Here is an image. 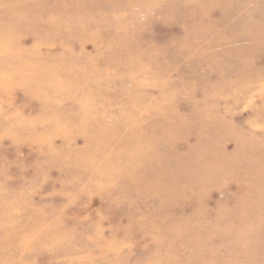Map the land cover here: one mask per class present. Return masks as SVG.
I'll list each match as a JSON object with an SVG mask.
<instances>
[{"label":"rangeland","instance_id":"374dc122","mask_svg":"<svg viewBox=\"0 0 264 264\" xmlns=\"http://www.w3.org/2000/svg\"><path fill=\"white\" fill-rule=\"evenodd\" d=\"M0 264H264V0H0Z\"/></svg>","mask_w":264,"mask_h":264},{"label":"bare ground","instance_id":"6f19581e","mask_svg":"<svg viewBox=\"0 0 264 264\" xmlns=\"http://www.w3.org/2000/svg\"><path fill=\"white\" fill-rule=\"evenodd\" d=\"M131 6V4H130ZM238 28V27H237ZM132 75V74H131ZM131 92V91H130ZM132 93V92H131ZM133 94V93H132ZM133 96V95H132ZM124 97V96H123ZM126 97V96H125ZM134 98V96L132 97ZM110 99V98H108ZM130 99H131V96H130ZM135 100V98H134ZM124 103V102H123ZM112 107V106H111ZM170 106H168L169 108ZM172 108V107H171ZM167 109V108H166ZM127 112V110H125ZM130 112H128L129 114ZM132 115V113H130ZM135 115V114H134ZM155 115V114H154ZM147 117V116H146ZM132 118V117H131ZM136 118L135 116L133 117V119ZM145 118V117H144ZM146 120V119H145ZM139 122V121H138ZM140 124V123H139ZM138 125V124H137ZM114 129H117L114 127ZM175 129L177 131H182L183 128L182 126H177L175 127ZM140 130V129H139ZM154 132V130H151ZM149 132L147 134V137H149L150 135H152L153 132ZM155 133L156 130H155ZM132 134L136 135V132H133ZM131 137H129L127 139V142L126 144L127 145H130L131 142L133 141V139L135 138L134 136L130 135ZM138 135L136 136V144L138 145L135 149L140 151V157L138 158L137 160V163H136V167L138 168H141V170L139 171H134L135 169V166L134 168L131 167L129 164H127V166H129V169L125 166V163H122V162H118V161H115L113 163H111V169H110V172L108 173V175L110 174L109 176V179L108 181L110 180L112 183H114V180L117 181V183L122 187V188H125V189H128L130 187H135L134 191L137 192L138 191V186H136L135 182L138 180V178L140 176H143V173H142V169L146 168L147 166V170L149 172L150 170V163L152 162V153L151 151H145L143 150V147L144 145H146V141L143 140V137H142V140L138 141L139 139H137ZM166 138V137H165ZM126 138L123 137V140H125ZM141 139V137H140ZM148 144V143H147ZM111 145V144H110ZM176 147V143H172L170 145V147L168 149H159L158 151V155L162 156L161 153H162V150L163 152H165V154L168 156V155H173L175 154L176 150H174ZM121 148L119 147L118 148V152H121ZM186 151H189V149H186ZM139 153V152H138ZM177 159V158H176ZM162 169V170H161ZM175 168H173L172 170H169V169H166L163 168V167H160V168H152L151 171H150V177H148L144 182H142V190L146 193H151L152 191L154 192H157L155 193L156 196H158L159 198V192L162 190V185L164 184H160L158 181H160L161 179V176L162 174H164L167 170L171 171L172 173L175 171L174 170ZM136 180V181H135ZM160 185H158V183ZM115 185V184H114ZM159 186V187H158ZM164 186H167V185H164Z\"/></svg>","mask_w":264,"mask_h":264}]
</instances>
